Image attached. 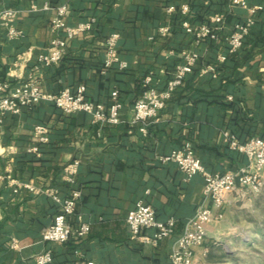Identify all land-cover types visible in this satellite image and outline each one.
<instances>
[{"label":"crops","instance_id":"obj_1","mask_svg":"<svg viewBox=\"0 0 264 264\" xmlns=\"http://www.w3.org/2000/svg\"><path fill=\"white\" fill-rule=\"evenodd\" d=\"M250 2L262 8L244 44L230 52L225 37L247 12L229 6V0H0V8L21 9L14 23L21 31L18 37L7 38L6 28L0 25V81L8 83V89L32 71L45 91L85 83L91 100L108 106L112 90L118 89L122 102V120L111 124L95 122L85 111L66 114L46 100L18 114H5L0 130V264H37L34 255L49 247L53 260L45 264H83L86 259L106 264H174L170 253L187 220L201 204L211 203L204 199L202 173L187 177L177 162L160 156L189 142L206 170H236L247 163V157L227 146L224 132L241 142L252 136L264 138V0ZM182 3L189 5L185 16L178 10ZM32 4L37 9H30ZM60 4L66 5L69 24L95 17L96 25L69 40L59 62L40 64L37 57L51 49V39L64 35L51 26ZM168 6L175 11H168ZM220 12L225 21L216 38L197 41L182 26L184 18L200 25ZM162 26L169 30L161 33ZM112 31L120 33L118 51L128 62L126 69L103 67L104 40ZM183 51H196L199 58L144 133L139 123L132 122L142 79L151 72L154 84L165 87ZM222 54L225 59L219 61ZM213 63L215 76L205 71ZM37 124L48 127V141H39L33 134ZM73 159H79L74 186L81 195L70 221L77 226L80 214L89 230L83 237L51 244L41 232L59 212L58 203L26 187L14 191L8 175L56 188L67 196L72 185L62 178V171ZM261 196L264 174L258 192L244 186L225 192L220 208L224 215L207 224L196 256L207 264H225L223 244L243 241L254 229L240 214L258 209ZM139 199L154 208L157 219L175 220L172 234L158 244L130 237L126 215ZM152 231L145 229L148 234ZM12 238L16 247L10 245Z\"/></svg>","mask_w":264,"mask_h":264},{"label":"built area","instance_id":"obj_2","mask_svg":"<svg viewBox=\"0 0 264 264\" xmlns=\"http://www.w3.org/2000/svg\"><path fill=\"white\" fill-rule=\"evenodd\" d=\"M229 6H240L246 9L243 19L235 21L229 34L225 37L227 47L230 52L236 51L244 44L246 35L256 21V15L262 8L260 4L248 2V0H229ZM56 13L52 18L51 26L54 30H63L64 35L55 36L50 41L51 49L40 53L37 61L40 64L51 65L61 60L65 48L75 35L91 30L96 22L95 17L80 21L74 25L67 22L65 18L66 5H57ZM30 9H37L36 4H32ZM168 11H175L174 6H168ZM182 15H187L189 5L182 3L178 7ZM21 9L16 7L0 8V25L6 28L7 38H16L21 31L15 26V20ZM225 21L224 13H214L209 17V22L200 25H194L188 18L182 19V26L186 32L194 35L195 39L200 40L203 37H217V31ZM168 26L159 27L161 33H166ZM119 31H112L104 40V69L116 67L120 70L128 67V62L122 59L118 51ZM199 58L196 51H183L180 55V61L174 66L173 74L166 82L165 87L158 88L153 80V74L150 72L143 77L141 82V91L133 104L132 122L140 124V130L147 131V125L158 118L159 111L165 106L167 100L173 95L175 89L181 85L185 76L190 73ZM225 56L219 55L218 60L224 61ZM205 71L211 72L214 76L215 65L210 64ZM30 71L28 77L11 90L8 89V83L0 81V130L4 124V116L7 113L18 114L24 107H32L42 100L50 101L59 107L64 113L71 114L76 111H85L90 113L93 120L98 123H119L122 119L120 109L122 102L118 98V89L111 92L112 102L107 106L102 102L93 101L87 95L85 83H79L74 88L63 87L57 92L43 90L39 82L33 77ZM49 129L44 124H37L33 128V134L39 141L49 140ZM224 141L229 148L239 150L245 153L247 163L236 170H226L223 172L206 170L201 159L194 152L191 143L186 142L180 147L170 150L169 153L161 155L164 161L177 162L178 167L190 177L196 173H202L204 176V199L210 200L211 204H201L195 213L187 220L183 231L176 239L175 246L170 253L171 262L174 264H207L196 256L195 248L203 244L206 237L207 224L216 218L222 217L220 210L224 202V194L230 189L241 186L253 192H258L263 186L264 174V138L252 136L244 142L229 132H224ZM37 149V147H35ZM79 159H73L63 167L62 178L72 185L71 192L67 196H62L56 188L36 186L30 182L20 181L11 178L8 180L14 185L13 190L17 191L19 187H26L31 191L49 195L59 205V212L55 214L53 221L47 225L41 232V237L49 243L66 242L70 237H83L88 233L89 223L85 221L80 214H77V226L73 227L70 216L76 214V202L81 195V189L74 186L78 172ZM216 208V209H215ZM154 208L139 199L136 201L126 215L130 237L136 241L149 244H158V242L174 230V218L168 217L165 220H159L155 216ZM152 228V233L148 234L145 229ZM16 239L12 238L10 245L16 247ZM53 257L52 248L49 247L34 255L35 262L45 264L50 262ZM83 264H106L94 259H86Z\"/></svg>","mask_w":264,"mask_h":264},{"label":"rangeland","instance_id":"obj_3","mask_svg":"<svg viewBox=\"0 0 264 264\" xmlns=\"http://www.w3.org/2000/svg\"><path fill=\"white\" fill-rule=\"evenodd\" d=\"M240 215L255 226L248 231L245 240L223 244L227 254L225 264H264V196L258 199V209Z\"/></svg>","mask_w":264,"mask_h":264},{"label":"trees","instance_id":"obj_4","mask_svg":"<svg viewBox=\"0 0 264 264\" xmlns=\"http://www.w3.org/2000/svg\"><path fill=\"white\" fill-rule=\"evenodd\" d=\"M248 2H250V0H248ZM251 3V2H250ZM252 28V27H251ZM251 30V29H250ZM248 35V34H247ZM247 35H246V37H247ZM246 37H245V39H246ZM245 41V40H244Z\"/></svg>","mask_w":264,"mask_h":264}]
</instances>
